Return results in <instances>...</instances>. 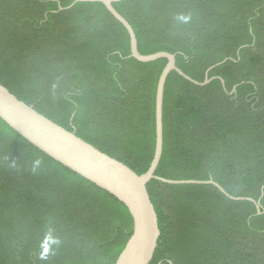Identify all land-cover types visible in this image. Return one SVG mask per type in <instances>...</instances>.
Segmentation results:
<instances>
[{"label": "trees", "instance_id": "16d2710c", "mask_svg": "<svg viewBox=\"0 0 264 264\" xmlns=\"http://www.w3.org/2000/svg\"><path fill=\"white\" fill-rule=\"evenodd\" d=\"M73 2L0 0V84L142 175L154 155L156 89L167 61L130 58L127 31L102 4L59 10ZM113 7L141 55H175L199 83L214 67L205 86L174 71L167 77L155 175L212 180L253 200H232L213 185L150 181L160 236L149 264H264V0ZM132 228L123 204L0 120V264H114Z\"/></svg>", "mask_w": 264, "mask_h": 264}, {"label": "water", "instance_id": "95a60500", "mask_svg": "<svg viewBox=\"0 0 264 264\" xmlns=\"http://www.w3.org/2000/svg\"><path fill=\"white\" fill-rule=\"evenodd\" d=\"M121 1L123 0H74L71 5L65 8L59 7V10L70 9L76 3H100L127 31L130 39V58L141 63H150L159 59L167 61L159 76L156 89L154 155L144 174L137 175L120 161L102 153L77 137L75 133L41 115L32 106L18 100L1 84L0 120L47 157L123 204L132 218L133 228L131 236L114 264H149L160 236L157 214L147 191L150 181L156 180L168 185H213L232 200H253L231 197L212 180H167L155 175L163 149L162 107L167 77L174 71L196 86H205L214 79L208 78V72L214 67L207 71L204 81L199 83L177 68L175 55L166 52L141 55L132 27L113 7V4ZM221 82L224 85L222 80ZM255 205L259 212V203Z\"/></svg>", "mask_w": 264, "mask_h": 264}]
</instances>
